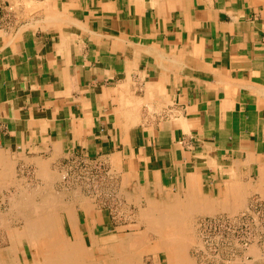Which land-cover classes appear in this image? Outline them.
Returning <instances> with one entry per match:
<instances>
[{
  "label": "crops",
  "instance_id": "1",
  "mask_svg": "<svg viewBox=\"0 0 264 264\" xmlns=\"http://www.w3.org/2000/svg\"><path fill=\"white\" fill-rule=\"evenodd\" d=\"M167 106L172 119L145 117ZM0 150L35 176L37 156L114 172L116 199L61 188L73 264H108L128 236L138 264H163L153 236H190L264 191V0H0ZM162 195L183 213L169 235L109 213Z\"/></svg>",
  "mask_w": 264,
  "mask_h": 264
},
{
  "label": "bare ground",
  "instance_id": "2",
  "mask_svg": "<svg viewBox=\"0 0 264 264\" xmlns=\"http://www.w3.org/2000/svg\"><path fill=\"white\" fill-rule=\"evenodd\" d=\"M11 155L3 153L0 150V188L8 189L9 186H15L14 187L15 191L13 190L14 192H12L10 196H8L9 198L7 197L10 201V206L7 205L9 206L7 209V213L8 215H12L13 217H15L17 222H18V219H22L23 223L20 226L16 227L15 225L14 227H11L10 225L11 222L8 225V223H6V218H4V215L2 214V212H0V224L2 226L5 224L6 225L5 228L7 230L6 235H4L3 237L0 235V264H73L72 258H71V247L69 244H67L63 240V237L60 231V223H59L60 220L58 216V212H59L58 210L60 208L61 209L63 208L62 202H61L62 200L61 195L57 193H53L49 190L50 182L52 179V174H51L52 172L50 171L48 162L46 161V159L43 160L40 157L38 158L37 156L36 164L38 165V167L36 168L38 170L37 171L38 173L37 172L36 173L38 176L42 177V179L44 180V184H42V187H39L37 189H32L29 183L25 182L24 178L17 177L15 175L13 171V166H14V162L16 161V159L14 157L12 158ZM29 161L31 160L29 159ZM262 175H264V172H262L261 176ZM17 179L20 180L23 184L22 183L19 184L20 182L16 183L17 181L15 180ZM259 182L260 184L258 183L256 184V186L259 185V186L264 187V179L259 180ZM35 196L39 198V201L37 200L38 202L34 201ZM82 198L84 197H81V199ZM2 199L3 198H1V200ZM150 201H151V198H150ZM160 202H162L163 205L156 207L154 206V204L152 206V204L150 203L151 206H149L148 208L147 206L145 209L144 208L142 209L139 207L140 208L139 213L137 211L133 212L136 214L138 213V216H139L138 218L141 220V223L143 222L147 224L146 225L147 227L145 228H148V230L150 228V230H153L154 232H158L159 235H161V233L162 234L170 233L174 223L180 220L181 219L180 216L181 214H183L181 211L173 212L167 209V205L165 204L170 202L167 196H163ZM86 206L88 207V205ZM68 209H69L68 207L64 208V210L66 211ZM87 210L89 209L87 208ZM121 212L122 211L120 210V213ZM183 217H187V216L184 215ZM183 217L182 219H185ZM182 222L183 221L180 220V223ZM69 225H70V222H69ZM181 227H185V226H181ZM177 229L179 230V228ZM183 231L184 230L182 231L180 230V232H183ZM180 232L177 231V233L179 234ZM183 234L184 233H182V235ZM170 235L159 237V244H160L161 249L166 253L167 263L168 264H195L187 252L188 250L187 246L189 242L191 241L190 236L178 237L180 235H176L175 236L176 238H175ZM130 241H132V239L131 237L128 236L123 241L124 243L122 244V248L120 250L114 249V251L110 255L111 259L109 260L108 264H138V262H140L139 257L137 258L138 254L135 255L133 251L131 253V251L128 248L130 245ZM24 242L30 245L31 248L34 249V251L32 252L33 254L32 258L29 261L26 260L21 263L20 261L17 260L16 253H18L17 251L19 247L23 245ZM2 244H4L5 246ZM77 247L80 251H82L81 245H77ZM81 260L83 259H80V262L77 264H81L82 262Z\"/></svg>",
  "mask_w": 264,
  "mask_h": 264
},
{
  "label": "rangeland",
  "instance_id": "3",
  "mask_svg": "<svg viewBox=\"0 0 264 264\" xmlns=\"http://www.w3.org/2000/svg\"><path fill=\"white\" fill-rule=\"evenodd\" d=\"M12 156V155H11ZM15 158L16 161L14 162V166H13V171L15 173V175L17 177H22L24 178L25 182L29 183L30 187L32 189H37L39 187H42V184H44V180L40 179L37 175L35 176L32 171L31 172H27V170H25L21 165L20 162L17 161V157L16 156H12V158ZM44 160V159H43ZM72 161H69L65 164H71ZM66 166L65 168L62 167V169L59 167V171L57 169H53L52 172L55 173V177H53L51 179L50 182V187L49 190L53 193H57V194H61L63 196V193L61 191V188H64L66 190H70V189H77L82 190L84 192H86L85 190H83V188L81 187V185L76 182V181H71V180H65L63 179V175L66 173ZM51 169V170H52ZM69 170V169H68ZM53 175V173H51ZM36 177V179L34 178ZM57 178V183L55 184V179ZM17 181L16 183L21 184L22 182L20 180H15ZM66 183V184H65ZM23 184V183H22ZM68 184V185H67ZM15 186H9L8 189H0V200L1 198H3L0 201V212H2V214L4 215V218H6V223H10L11 227H14L16 225L20 226L23 223L22 219H15V217H13L12 215H8L7 213V201L6 198L8 196H10V194L12 192L15 191ZM258 189V188H257ZM14 190V191H13ZM116 194H117V189H114ZM9 198V197H8ZM117 198V197H116ZM34 201L38 202L39 198L37 196L34 197ZM38 200V201H37ZM251 203L249 204L250 206H254L256 211L255 213L257 214V219H260V223L262 222V220H264V191H260L258 192V194H254L252 196H250V200ZM248 207H245L243 210H246ZM243 210H239L238 212H242ZM111 214V216L113 218H119V217H123L125 214L126 217H130L133 218V216L137 218V220L139 219L138 217V213L136 215V213H133V211H122L120 213V210H114L112 212H109ZM237 212H225V213H217V214H228V215H233L236 214ZM217 214H213L211 216L217 215ZM133 215V216H132ZM9 216V217H7ZM12 216V218H11ZM132 216V217H131ZM203 217H207V216H203ZM200 217L198 220H200ZM9 221V222H8ZM15 221V222H14ZM21 221V222H20ZM140 221V220H139ZM18 223V224H17ZM14 224V225H12ZM197 222L192 223V225L190 226V238L191 241L189 242L188 246H187V252L188 255H190L191 259L194 261L195 264H264V234L261 233V230L264 231V224H258L257 228H254V233H252L253 237H260V235L262 237H260L259 241H255L252 243H248L246 247L242 246V244L237 245V247L235 248V251L232 253V248L231 246H226L224 245L221 251H216L214 249V243H205L204 242V236L202 237V231H201V227L197 225ZM0 226H2L0 224ZM5 224L0 227V235L3 237L4 235H6L7 230L5 228ZM4 227V228H3ZM241 228V227H239ZM4 229V230H3ZM138 229V228H137ZM242 230H244V227L241 228ZM257 229V230H256ZM2 230V231H1ZM135 230L131 231L132 234L134 233ZM201 231V232H200ZM205 232V230H204ZM156 238V239H155ZM157 240V236L152 237V240L150 243H148L150 246H152V252H159V258L161 259V261L163 262V264H165L164 259L166 258V254L165 252L161 249L159 242L156 241ZM192 242V243H191ZM4 245V244H2ZM5 246V245H4ZM26 246H28L27 244H24V248L26 249V253L27 256L30 258V252L29 249L26 248ZM30 246V245H29ZM136 247V244H135ZM31 248V246H30ZM220 249V247H218ZM160 249V250H159ZM32 252L34 251V249H32ZM139 250V251H138ZM134 254H138L137 258L139 257V261H141V252H142V248L140 249H134L133 250ZM141 251V252H140ZM18 253H16V258L18 261H20L21 263L23 261H29L27 258L24 257L23 255V251H22V245L19 247ZM141 254V256H140ZM156 255V253H155ZM236 262V263H235Z\"/></svg>",
  "mask_w": 264,
  "mask_h": 264
},
{
  "label": "built area",
  "instance_id": "4",
  "mask_svg": "<svg viewBox=\"0 0 264 264\" xmlns=\"http://www.w3.org/2000/svg\"><path fill=\"white\" fill-rule=\"evenodd\" d=\"M177 110L179 109L174 106H167L159 111L146 110L144 113L146 118L160 121L172 119L174 111ZM180 142L183 143L184 139ZM66 167L63 179L78 182L83 190L94 198H100L103 189H106V195L109 198L116 199L117 194L114 190L115 175L105 162L91 160L82 156L73 159L70 165L66 164ZM109 186L110 189L107 190ZM100 206L109 210L113 209L112 206L102 201ZM255 211V207L249 205L241 213L237 212L233 215L217 214L201 218L198 220L197 225L201 227L202 232H200L202 237L204 236V242L206 244L209 242L214 243L216 251H221L224 245L231 246L233 253L239 244L246 247L248 243L259 241L262 236L260 235L259 238L257 236L253 237L252 233H254V228H257L258 224H264V220L260 223V219L256 218L257 214ZM239 227H244V230ZM261 233L264 234V231L261 230Z\"/></svg>",
  "mask_w": 264,
  "mask_h": 264
}]
</instances>
